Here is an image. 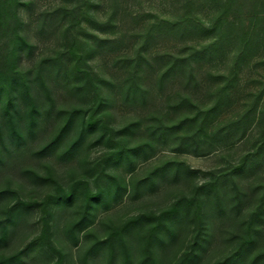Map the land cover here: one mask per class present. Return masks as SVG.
<instances>
[{"label":"rangeland","instance_id":"obj_1","mask_svg":"<svg viewBox=\"0 0 264 264\" xmlns=\"http://www.w3.org/2000/svg\"><path fill=\"white\" fill-rule=\"evenodd\" d=\"M0 264H264V0H0Z\"/></svg>","mask_w":264,"mask_h":264},{"label":"trees","instance_id":"obj_2","mask_svg":"<svg viewBox=\"0 0 264 264\" xmlns=\"http://www.w3.org/2000/svg\"><path fill=\"white\" fill-rule=\"evenodd\" d=\"M32 121H33V120L30 118V119H29V125H31ZM28 128H31V127H28Z\"/></svg>","mask_w":264,"mask_h":264}]
</instances>
